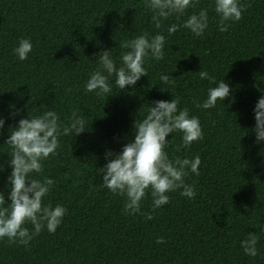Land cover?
Returning <instances> with one entry per match:
<instances>
[{
  "label": "trees",
  "instance_id": "16d2710c",
  "mask_svg": "<svg viewBox=\"0 0 264 264\" xmlns=\"http://www.w3.org/2000/svg\"><path fill=\"white\" fill-rule=\"evenodd\" d=\"M196 3L188 15L209 10L203 37L183 28L168 35L167 27L186 17H171L156 30L143 0H0V115L6 120L0 191L7 197L10 149L3 144L9 126L47 107L62 120L79 109L89 122V131L63 137L58 154L44 162L43 175L56 181L44 203L68 209L62 225L54 234L43 230L27 246L0 241V264H264V144L255 143L253 131V110L264 95V0H241L242 19L224 33L213 0ZM145 31L164 33L165 59L149 61L148 76L135 89L114 87L108 98L86 93L94 56L113 49L118 58L121 41ZM20 39L33 44L25 61L12 51ZM200 70L217 81L224 77L232 89L213 109L197 107L210 86ZM162 73L175 84H162ZM172 98L199 117L203 131L201 140L178 153L180 134L166 138L170 157L200 155V174L189 173L185 181L195 185V198L171 192L169 203L154 210L149 192L142 214L128 215L124 198L100 185L96 168L105 164L106 150L120 152L134 138V121L150 102ZM10 105L20 114L12 117ZM248 233L259 237L255 258L240 247Z\"/></svg>",
  "mask_w": 264,
  "mask_h": 264
},
{
  "label": "clouds",
  "instance_id": "9594fccd",
  "mask_svg": "<svg viewBox=\"0 0 264 264\" xmlns=\"http://www.w3.org/2000/svg\"><path fill=\"white\" fill-rule=\"evenodd\" d=\"M143 4L151 13L156 30L164 28V21L171 17L178 20L186 17L182 23L168 26V35L183 28L194 37H203L209 29L208 8L187 14L189 9L198 7L196 0H143ZM211 7L218 17L217 28L221 33L227 32L231 24L239 22L245 10L241 0H213ZM166 42L162 31L155 34L145 31L121 41L118 58L114 56L113 49L96 54L97 67L89 73L84 91L108 98L114 96V87L119 92L126 87L135 89L141 78L148 76V62L165 59ZM12 51L17 59L25 61L33 51V44L30 39H20ZM199 78L209 81L210 86L198 108L213 109L218 101L223 102L229 97L232 89L224 77L217 81L207 71L200 70ZM159 79L162 84L173 86L176 78L170 73H162ZM179 103L177 98L150 102L151 107L144 117L134 121V138L120 152L106 150L105 164L96 168L97 175L102 177L100 185L113 195L124 198V212L128 215L142 214V202L149 192L154 210L169 203L168 194L171 192L179 191L182 197L195 198V185L185 181L189 173L200 174V155L172 158L167 151L171 143L166 139L169 134L179 133L181 136V143L175 148L177 153L181 149H189L203 138L199 117L191 115L187 108L180 109ZM9 107L12 117L20 114L19 110L12 111L14 105ZM47 108L37 115L28 114L7 129L8 137L3 145L10 149L6 152L10 157L6 164L11 172L6 183L7 197L0 191V241L7 239L9 244L27 246L45 229L54 234L68 212L62 204L44 203L56 184L53 178L43 175L44 162L58 154L63 137L74 138L89 131V122L79 109H73L71 115L62 120L61 114L53 107ZM253 111L255 143L264 144V95L258 99ZM5 125V118L0 115V138L4 135ZM4 168L5 165L0 164V171ZM146 219L153 217L147 215ZM28 224H31V230ZM258 241L256 233H248L247 239L240 242L246 256H258ZM156 242L160 244L164 241L160 238Z\"/></svg>",
  "mask_w": 264,
  "mask_h": 264
}]
</instances>
